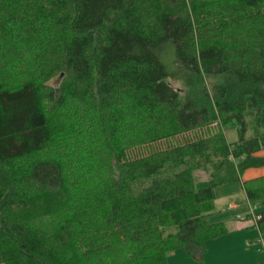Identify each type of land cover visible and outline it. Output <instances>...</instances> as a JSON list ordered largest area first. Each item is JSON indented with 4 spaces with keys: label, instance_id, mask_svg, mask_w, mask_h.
<instances>
[{
    "label": "trees",
    "instance_id": "trees-1",
    "mask_svg": "<svg viewBox=\"0 0 264 264\" xmlns=\"http://www.w3.org/2000/svg\"><path fill=\"white\" fill-rule=\"evenodd\" d=\"M262 150L264 0H0V264L201 261Z\"/></svg>",
    "mask_w": 264,
    "mask_h": 264
},
{
    "label": "crops",
    "instance_id": "crops-1",
    "mask_svg": "<svg viewBox=\"0 0 264 264\" xmlns=\"http://www.w3.org/2000/svg\"><path fill=\"white\" fill-rule=\"evenodd\" d=\"M256 155L264 156V152ZM260 177H264V167L247 169L241 175V183ZM241 183L224 185L215 189L214 211L218 207L217 201L220 198L227 199L228 201L224 203L225 208H223L225 211H220L223 214V220L234 216V219L242 222L234 225L232 233L205 242L204 246L207 250L205 256L207 257L208 252H210V257H216L217 260L228 258L229 264H264V252L260 251L259 246L256 244L259 233L253 227L252 219L248 217L251 206L247 201ZM263 211L262 208H255L256 214ZM206 220L210 223L207 218ZM233 252L235 254L234 260H232ZM227 255L228 257H226Z\"/></svg>",
    "mask_w": 264,
    "mask_h": 264
},
{
    "label": "rangeland",
    "instance_id": "rangeland-1",
    "mask_svg": "<svg viewBox=\"0 0 264 264\" xmlns=\"http://www.w3.org/2000/svg\"><path fill=\"white\" fill-rule=\"evenodd\" d=\"M163 58H165V57H163ZM166 62H169V56L166 58ZM59 81H60L59 78H54L51 82H49V85L52 87H57L59 84ZM173 86L178 87L179 85L174 83ZM224 133H225L226 140L229 143L236 141L238 138L236 127L234 125L233 126H226L224 128ZM263 152H264V150L258 152L257 154H262ZM258 156L264 157V156H260V155H258ZM194 177L197 181H207L209 179V174H208V172L197 171L194 173ZM227 201H228L227 199L224 200L223 198H220L219 201H217L218 207L215 209V211L211 215H209V217H207V219L210 223L223 222L229 231L228 233H232L234 231V225L236 223H239V222L241 223L242 221L234 219V216H231L227 220H223V218H222L223 214H221L220 211H222L223 208H225L224 203ZM221 203H223V204H221ZM223 211H225V209ZM206 253H207V250L205 247V254H204L203 260L195 261L192 258L185 257L184 254L182 253V251L178 250V251H175V252L169 254L168 259H167L165 264H229L228 258L217 260V259H215L216 257L215 258L213 256L210 257V255H211L210 252H208V255L206 257L205 256ZM228 255L226 257H228ZM234 255L235 254L233 252L232 253V260H234V258H235ZM210 261H211V263H210Z\"/></svg>",
    "mask_w": 264,
    "mask_h": 264
},
{
    "label": "built area",
    "instance_id": "built-area-1",
    "mask_svg": "<svg viewBox=\"0 0 264 264\" xmlns=\"http://www.w3.org/2000/svg\"><path fill=\"white\" fill-rule=\"evenodd\" d=\"M249 216L252 219L253 224L256 225V222L259 219V214L255 213V208L251 207V212H250ZM258 233H259V231H258ZM256 244L259 246V250L264 252V239L260 236V233H259V236L257 238Z\"/></svg>",
    "mask_w": 264,
    "mask_h": 264
}]
</instances>
